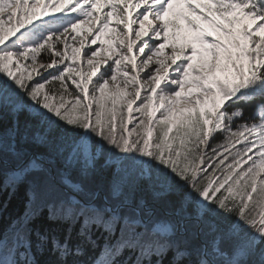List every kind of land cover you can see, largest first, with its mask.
<instances>
[{"label": "snow or ice", "instance_id": "snow-or-ice-1", "mask_svg": "<svg viewBox=\"0 0 264 264\" xmlns=\"http://www.w3.org/2000/svg\"><path fill=\"white\" fill-rule=\"evenodd\" d=\"M0 264H264V0H0Z\"/></svg>", "mask_w": 264, "mask_h": 264}, {"label": "trees", "instance_id": "trees-1", "mask_svg": "<svg viewBox=\"0 0 264 264\" xmlns=\"http://www.w3.org/2000/svg\"><path fill=\"white\" fill-rule=\"evenodd\" d=\"M5 199H7V197H5ZM17 207H18V202L16 200H13L9 204V211L15 210Z\"/></svg>", "mask_w": 264, "mask_h": 264}]
</instances>
